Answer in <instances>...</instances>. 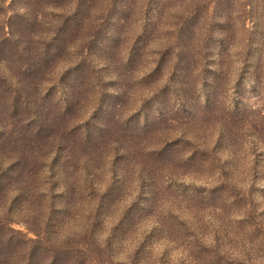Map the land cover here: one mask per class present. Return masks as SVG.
<instances>
[{
    "label": "rangeland",
    "instance_id": "1",
    "mask_svg": "<svg viewBox=\"0 0 264 264\" xmlns=\"http://www.w3.org/2000/svg\"><path fill=\"white\" fill-rule=\"evenodd\" d=\"M21 1L16 4L21 5ZM52 1L60 6L65 2ZM156 1L147 3L148 14ZM114 2L101 12L103 2L96 0L99 10L90 15L97 16L96 21L89 23L90 34L64 38L69 51L60 50L54 59L55 75L57 72L62 84H50L51 96L68 92L72 102L79 96L82 106L73 111L77 115L83 113V107L88 111L94 104V109L86 121L91 142L77 143L80 151L67 167L73 175V190L58 193L61 184L69 180L64 179L60 165L64 146H58L41 160L39 192L52 193L50 197L38 196L36 202L50 203V227L76 238L84 237L86 226L92 225V237L102 241L109 225H127L128 235L115 231L109 236L113 254L122 257L148 225H154L156 215H163L174 227L211 225L209 203L196 210L197 199L190 191L191 185L205 179L201 171L197 172L190 152L199 142L200 147L218 151L219 158L230 166L240 183L254 182L257 207L264 210V189L260 187L264 182V19L246 21L250 31L226 37V42L231 39L230 44L234 45L249 36L251 46L245 54H239L232 45L225 52L211 36L206 39L211 43L207 48L189 46L175 54L163 49L164 28L160 29L162 47L149 26L136 35L142 17L139 6L120 20L121 4L125 1ZM57 7L51 11L60 12ZM189 7L185 4L183 11ZM195 8L203 10L201 5ZM256 9L259 8L252 9L254 16ZM93 21L95 28L90 26ZM196 21L188 19L185 23ZM189 38V33L183 38L180 32V40ZM125 39L129 44H124ZM78 55L81 61L76 70L73 61ZM101 124V129L104 124L108 127L97 139ZM83 132L80 129V134ZM128 141L136 148L131 149ZM90 183L101 185V189L91 191ZM151 189L158 191L153 195ZM150 195L153 198L146 207ZM84 239L87 237L81 240ZM142 245L136 254L141 260L154 263L160 256L166 261L164 264L178 263L175 247H164L150 236Z\"/></svg>",
    "mask_w": 264,
    "mask_h": 264
},
{
    "label": "trees",
    "instance_id": "2",
    "mask_svg": "<svg viewBox=\"0 0 264 264\" xmlns=\"http://www.w3.org/2000/svg\"><path fill=\"white\" fill-rule=\"evenodd\" d=\"M17 1L0 0V264L166 263L160 256L154 263L137 257L148 236L157 243L162 242L164 247H175L177 264H264V210L257 207L254 182L240 183L230 166L219 158L218 151L200 147L201 142L190 152L197 172L201 171L205 179L201 184L191 185L190 191L197 199L196 210L204 209L209 203L207 216L211 225L174 227L167 223L166 217L156 215L152 221L154 225H148L137 237L134 247L122 257L113 254L109 236L115 231L122 236L128 235L127 225H109L102 241L92 237V225L86 226L84 237L87 239L84 240H81L84 237H70L64 231L50 227L47 211L51 208L50 203L36 202L38 196L50 197L52 193L39 192L41 160L58 146H64L65 155L60 165L64 179L69 180L61 184L58 193L73 190V175L67 167L80 151L77 143L91 142L86 121L94 109V104L88 111L83 107V113L77 115L73 111L82 106L79 96L73 102L68 92L61 91L55 98L51 96L48 92L49 87L52 89L50 84L55 83L53 87L62 84L57 72L55 75L57 61L54 59L60 50L63 53L69 51L64 38L85 32V35L90 34L89 23L97 18L95 15L90 18V15L99 8L96 0H65L61 6L52 0H23L21 5H17ZM100 1L103 2L101 12L115 4L114 0ZM124 1L121 4L123 18L119 19L125 20L133 14L131 10L139 6L142 17L136 35L149 26L148 30L158 37L162 47L160 29L164 28L163 49L175 54L189 46L207 48L211 45L206 41L210 36L215 38L218 46L225 48V52L232 45L239 54H245L251 46L249 36L242 42L234 40V45L230 44L231 39L226 42V37L249 30L246 21L264 19V0H254V4L252 0ZM149 1H156V6L151 7L148 14L146 5ZM185 4L190 7L183 11ZM197 5L203 10L198 11ZM55 6L60 10L56 12L58 14L51 11ZM254 7L259 8L255 16L252 14ZM188 19L197 21L187 25ZM94 21L90 24L93 28ZM180 32L183 38L189 33L190 38L180 40ZM58 33L62 35L60 41ZM124 44H129L127 39ZM80 57L78 55L73 61L76 70ZM245 61L243 55L242 62ZM45 83H48L47 87H44ZM103 126L104 129H101L102 124L97 128V139L103 137V131L108 127ZM80 129L84 130L81 134ZM128 145L131 149L136 148L132 142L128 141ZM122 149L120 145V151ZM260 187L264 189V182ZM89 189L96 192L101 185L90 183ZM150 191L155 195L158 190ZM152 198L150 195L146 199V207ZM23 213L24 216L19 215Z\"/></svg>",
    "mask_w": 264,
    "mask_h": 264
}]
</instances>
